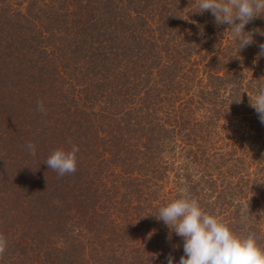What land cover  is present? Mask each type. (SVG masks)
I'll return each instance as SVG.
<instances>
[{
	"label": "trees",
	"instance_id": "16d2710c",
	"mask_svg": "<svg viewBox=\"0 0 264 264\" xmlns=\"http://www.w3.org/2000/svg\"><path fill=\"white\" fill-rule=\"evenodd\" d=\"M200 11L0 0V264H178L183 240L156 217L182 189L264 247V124L250 106L264 13L239 50ZM73 145L76 171L60 177L45 162Z\"/></svg>",
	"mask_w": 264,
	"mask_h": 264
},
{
	"label": "clouds",
	"instance_id": "9594fccd",
	"mask_svg": "<svg viewBox=\"0 0 264 264\" xmlns=\"http://www.w3.org/2000/svg\"><path fill=\"white\" fill-rule=\"evenodd\" d=\"M200 12L209 11L217 25H228V30L240 42L239 50L253 43V33L246 32L245 26L258 14L264 13V0H198ZM258 58L264 56V43L259 45ZM264 124V85H260L250 104ZM37 110L46 114L43 102H37ZM31 155H35V145H25ZM75 145L70 151L56 149L50 153L45 164L56 171L58 176L72 174L76 171ZM183 195L162 206L158 210V220L183 240V255L178 264H264V247L258 243L256 235L248 232L238 235L219 217L204 212L198 201L188 195L187 189L181 190ZM243 219L249 215V204L243 207ZM7 242L0 234V256L6 250ZM167 264H173V256L166 257Z\"/></svg>",
	"mask_w": 264,
	"mask_h": 264
}]
</instances>
